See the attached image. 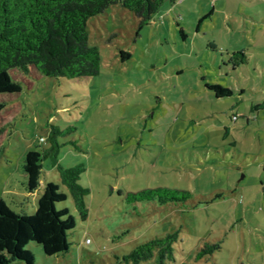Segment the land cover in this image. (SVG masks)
I'll use <instances>...</instances> for the list:
<instances>
[{
  "label": "rangeland",
  "instance_id": "rangeland-1",
  "mask_svg": "<svg viewBox=\"0 0 264 264\" xmlns=\"http://www.w3.org/2000/svg\"><path fill=\"white\" fill-rule=\"evenodd\" d=\"M139 24L121 6L88 21L102 57L95 77L10 72L21 92L0 97V201L33 215L47 183L67 195L57 208L76 218L70 250L47 256L31 242L35 264H127L135 247L176 230L175 260L165 264H264V2L166 1ZM241 51L247 62L234 68L229 54ZM207 84L233 94L219 99ZM52 137L60 166L86 168L85 222L51 158L28 189L26 155ZM159 187L193 197L168 206L129 199ZM206 243L221 248L196 261Z\"/></svg>",
  "mask_w": 264,
  "mask_h": 264
},
{
  "label": "trees",
  "instance_id": "trees-1",
  "mask_svg": "<svg viewBox=\"0 0 264 264\" xmlns=\"http://www.w3.org/2000/svg\"><path fill=\"white\" fill-rule=\"evenodd\" d=\"M166 1L175 0H0V97L21 92V85L10 72L29 74L31 69L44 77L92 78L100 74L102 57L97 47L89 44L88 21L104 14L111 6H121L140 21L139 29L148 25ZM205 18H202L204 20ZM185 37V35H183ZM229 54V53H228ZM122 59L131 54L122 52ZM234 68L246 64V52L231 53ZM217 98L230 97L233 91L219 84H207ZM6 107L0 102V111ZM51 147L44 152H29L25 159L28 189L39 183L44 159L51 158L57 166L62 184L69 190L82 221L89 218L87 198L90 189L79 184L86 168L83 164L62 167L58 162L59 144L52 137ZM193 194L188 190L168 187L146 189L129 195L131 202H156L161 206L188 202ZM67 195L54 183H47L33 215H24L0 201V264L19 261L35 264L27 249L31 242L39 244L45 255L55 256L70 250V235L76 229V218L57 204ZM180 230L155 237L135 247L123 258L127 264H140L157 257L158 264L175 260V244ZM220 243H206L196 261L220 250Z\"/></svg>",
  "mask_w": 264,
  "mask_h": 264
},
{
  "label": "crops",
  "instance_id": "crops-1",
  "mask_svg": "<svg viewBox=\"0 0 264 264\" xmlns=\"http://www.w3.org/2000/svg\"><path fill=\"white\" fill-rule=\"evenodd\" d=\"M258 2H264V0H258Z\"/></svg>",
  "mask_w": 264,
  "mask_h": 264
},
{
  "label": "built area",
  "instance_id": "built-area-1",
  "mask_svg": "<svg viewBox=\"0 0 264 264\" xmlns=\"http://www.w3.org/2000/svg\"><path fill=\"white\" fill-rule=\"evenodd\" d=\"M87 242H90V240H87Z\"/></svg>",
  "mask_w": 264,
  "mask_h": 264
}]
</instances>
